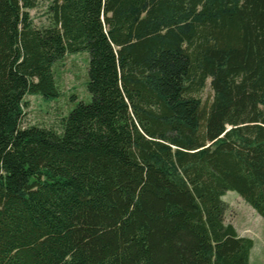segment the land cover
Returning <instances> with one entry per match:
<instances>
[{
  "label": "trees",
  "instance_id": "1",
  "mask_svg": "<svg viewBox=\"0 0 264 264\" xmlns=\"http://www.w3.org/2000/svg\"><path fill=\"white\" fill-rule=\"evenodd\" d=\"M36 7L0 0V264H249L222 197L264 220V0ZM83 51L90 101L23 128Z\"/></svg>",
  "mask_w": 264,
  "mask_h": 264
},
{
  "label": "rangeland",
  "instance_id": "2",
  "mask_svg": "<svg viewBox=\"0 0 264 264\" xmlns=\"http://www.w3.org/2000/svg\"><path fill=\"white\" fill-rule=\"evenodd\" d=\"M51 0H37V7L30 16L38 27L48 23V6ZM87 51L66 54L54 66V76L60 95L55 99H44L40 95H26L23 109L22 127L39 126L58 129L59 122L66 117L78 103H88L90 95L88 84ZM202 104L206 105L212 98L210 80L200 93ZM226 203L225 223L232 224L241 236L253 240L249 264H264V220L248 206L235 192L228 191L222 197Z\"/></svg>",
  "mask_w": 264,
  "mask_h": 264
}]
</instances>
